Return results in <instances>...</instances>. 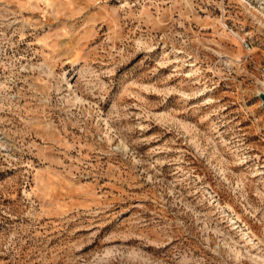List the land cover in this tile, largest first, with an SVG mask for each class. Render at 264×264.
<instances>
[{
    "label": "rangeland",
    "instance_id": "rangeland-1",
    "mask_svg": "<svg viewBox=\"0 0 264 264\" xmlns=\"http://www.w3.org/2000/svg\"><path fill=\"white\" fill-rule=\"evenodd\" d=\"M264 0H0V264H264Z\"/></svg>",
    "mask_w": 264,
    "mask_h": 264
},
{
    "label": "water",
    "instance_id": "water-1",
    "mask_svg": "<svg viewBox=\"0 0 264 264\" xmlns=\"http://www.w3.org/2000/svg\"><path fill=\"white\" fill-rule=\"evenodd\" d=\"M260 99L262 100V106L264 108V94L260 95Z\"/></svg>",
    "mask_w": 264,
    "mask_h": 264
}]
</instances>
